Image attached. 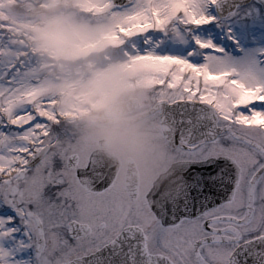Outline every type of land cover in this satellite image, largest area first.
Segmentation results:
<instances>
[{"label": "snow or ice", "instance_id": "1", "mask_svg": "<svg viewBox=\"0 0 264 264\" xmlns=\"http://www.w3.org/2000/svg\"><path fill=\"white\" fill-rule=\"evenodd\" d=\"M68 3L148 90L167 165L121 181L0 0V264H264V0L36 6ZM32 31L83 39L61 17Z\"/></svg>", "mask_w": 264, "mask_h": 264}, {"label": "flooded vegetation", "instance_id": "2", "mask_svg": "<svg viewBox=\"0 0 264 264\" xmlns=\"http://www.w3.org/2000/svg\"><path fill=\"white\" fill-rule=\"evenodd\" d=\"M37 3L38 0H4V11L13 22L17 20L18 25L29 23L25 30L28 47L35 50L41 73L54 91H57V85L63 86L65 83L73 88L70 84L75 80L83 84L95 70H104L127 61L111 47L102 48L96 54L76 58L66 56V53L52 55L44 51L35 42L36 33L32 29L44 27L46 19L65 17L68 22L90 24L76 13L71 3L61 4L59 8L50 10L37 7ZM135 76L138 75L134 72L129 89L118 90L116 96L107 104L87 109V101H83L84 111L80 114L70 112L73 116L66 118L67 125L106 157L116 167L118 178L129 184L154 178L167 165V147L158 134L152 116L149 92L142 82L138 85L135 83ZM58 95L56 93L59 101ZM128 101L131 104L121 114L101 116L106 108ZM62 106L65 105L59 107Z\"/></svg>", "mask_w": 264, "mask_h": 264}, {"label": "rangeland", "instance_id": "3", "mask_svg": "<svg viewBox=\"0 0 264 264\" xmlns=\"http://www.w3.org/2000/svg\"><path fill=\"white\" fill-rule=\"evenodd\" d=\"M15 16L17 17L16 14ZM61 18H63L66 25L81 32L83 39L76 40V43L80 45L79 48L67 46L64 47L60 53H66V56L69 55V57L73 56L76 58L96 54L102 48L110 47L108 43L99 36L90 39L87 38L85 34L90 31V25L82 22H68V18ZM14 23L18 24V21L15 20ZM26 25L28 26L29 23H26ZM127 64L128 61H125L117 63V65L114 64L104 70H95L85 83L81 84L79 80L71 82L70 85H72L73 88H69L70 86L66 83L63 86L57 85V91H55V93L59 94V106L65 105L61 107L64 109V112H75L80 114L84 111V106L82 105L83 101H87V109L91 107L94 109L95 107L107 104L116 96L118 90L121 89L124 91V89H129L132 85L131 78L134 72L128 69ZM135 77L137 79V82H135L137 85L142 82L138 76Z\"/></svg>", "mask_w": 264, "mask_h": 264}, {"label": "water", "instance_id": "4", "mask_svg": "<svg viewBox=\"0 0 264 264\" xmlns=\"http://www.w3.org/2000/svg\"><path fill=\"white\" fill-rule=\"evenodd\" d=\"M131 104V101L125 103H118L109 108H106L101 112V116H116L122 113L123 110L127 108V106Z\"/></svg>", "mask_w": 264, "mask_h": 264}, {"label": "clouds", "instance_id": "5", "mask_svg": "<svg viewBox=\"0 0 264 264\" xmlns=\"http://www.w3.org/2000/svg\"><path fill=\"white\" fill-rule=\"evenodd\" d=\"M44 51L49 52V54L57 55L63 50V45L58 39H52L50 43L41 45Z\"/></svg>", "mask_w": 264, "mask_h": 264}]
</instances>
